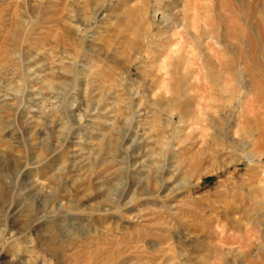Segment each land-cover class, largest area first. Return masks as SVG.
I'll return each mask as SVG.
<instances>
[{"label": "clouds", "instance_id": "obj_1", "mask_svg": "<svg viewBox=\"0 0 264 264\" xmlns=\"http://www.w3.org/2000/svg\"><path fill=\"white\" fill-rule=\"evenodd\" d=\"M26 44L15 30L0 46V220L13 208L24 220L17 264H120L130 251L131 264H193L188 251L137 241L173 228L177 197L204 158L220 171L247 163L264 178V151H245L251 137L220 119L231 100L189 119L181 103L191 85L181 95L169 79L149 95L143 82L109 81L79 53L40 61ZM70 143L79 147L57 160ZM16 237L0 227V241Z\"/></svg>", "mask_w": 264, "mask_h": 264}, {"label": "rangeland", "instance_id": "obj_2", "mask_svg": "<svg viewBox=\"0 0 264 264\" xmlns=\"http://www.w3.org/2000/svg\"><path fill=\"white\" fill-rule=\"evenodd\" d=\"M97 5L103 11L96 15ZM15 30L27 35L25 48L40 61L79 53L82 63L102 65L109 81L119 75L133 84L143 82L149 95L169 79L181 95L191 85V99L181 103L189 119L201 107L221 108L217 102L231 100L220 119L251 137L241 146L245 151H264V0H0V46ZM198 74L210 85L205 98L194 85ZM78 147L70 143L56 159ZM192 171L177 197L173 228L145 233L137 242L150 250L188 251L193 264H264L260 172L241 162L220 171L208 158L192 165ZM13 213L15 208L0 220L9 233L17 230L13 240L0 241V264H17L13 254L22 247L18 230L24 220ZM116 220L108 222L115 227ZM132 259L130 251L120 264Z\"/></svg>", "mask_w": 264, "mask_h": 264}, {"label": "bare ground", "instance_id": "obj_3", "mask_svg": "<svg viewBox=\"0 0 264 264\" xmlns=\"http://www.w3.org/2000/svg\"><path fill=\"white\" fill-rule=\"evenodd\" d=\"M99 4H101V3H99ZM103 10H102V6L101 5H97L95 8H94V13L97 15V14H100L101 12H102ZM196 78V80L195 79H193V80H195V82H194V85L198 88V90H201V92L202 93H200V96L202 97V98H205L206 96H207V92L209 91V87H210V85H209V83H208V80H206L207 79V77H205V76H203V75H201V74H198L197 76H195ZM200 92V91H199ZM208 98V97H207ZM200 102H198V105H201V104H199ZM248 104H251V102H248ZM200 108V107H199ZM203 108L201 107L200 108V110L198 111V113L202 110ZM257 115V114H256ZM264 135V134H263ZM261 146H262V143L260 144ZM21 239V238H20ZM28 244V239H27V237H23V239H22V241H21V248L19 249L20 251H23V249H24V247L26 246ZM1 247V246H0ZM4 250V248L3 247H1L0 248V256H2V251ZM11 250V249H10ZM18 250V252L17 251H15V253L13 254V258H15V260H16V257H18L19 255H20V251ZM14 252V251H13ZM9 253V252H8ZM7 254V253H6ZM5 254V255H6ZM10 257V256H9ZM13 258H11L10 260H12ZM13 262V261H12ZM17 263V262H16ZM37 264H38V262H37Z\"/></svg>", "mask_w": 264, "mask_h": 264}]
</instances>
